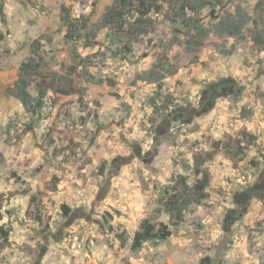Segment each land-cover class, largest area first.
<instances>
[{
  "label": "rangeland",
  "instance_id": "obj_1",
  "mask_svg": "<svg viewBox=\"0 0 264 264\" xmlns=\"http://www.w3.org/2000/svg\"><path fill=\"white\" fill-rule=\"evenodd\" d=\"M152 1L146 34L100 27L85 46L64 38V10L99 26L112 0H0V264H264V51L251 39L264 0ZM237 6L251 22L230 37L219 24ZM35 40L43 74L79 93L48 91L27 114L3 91ZM154 64L157 82L136 80ZM207 154L206 199L173 226L163 192L194 183ZM144 221L171 235L133 251Z\"/></svg>",
  "mask_w": 264,
  "mask_h": 264
},
{
  "label": "trees",
  "instance_id": "obj_2",
  "mask_svg": "<svg viewBox=\"0 0 264 264\" xmlns=\"http://www.w3.org/2000/svg\"><path fill=\"white\" fill-rule=\"evenodd\" d=\"M158 9L159 7L152 0H112V4L103 13L99 26H92L84 17L72 18L64 10L61 16V23L66 28L64 38L69 43L74 44L83 41L84 45L88 46L91 45L96 33L102 27L109 29L114 34H123L131 40L136 35L147 33V28L152 24L148 15L152 10L158 11ZM130 18L133 20L128 22ZM190 22H192L191 24L195 29L197 40L201 43L205 38V30L199 25L198 20L191 19ZM249 22H251L250 16L241 6H237L233 14L228 12L222 14L219 27L228 36L239 37L242 29ZM252 23L254 25L251 36L252 43L259 51H264V33L258 30L255 21H252ZM31 47L32 54L21 62L17 79L3 91L4 96L17 100L27 114H35L42 109L48 91H51L55 96L62 97L79 93L70 78L61 76L56 79L52 72L48 75L43 74L39 56V41H33ZM159 76L158 65L154 64L149 70L137 74L136 80L155 83L158 81ZM32 85L35 87V96L29 92ZM158 88H160V85H158ZM250 138L254 139L253 136H250ZM210 156V154H207L205 157L196 156L194 158V174L196 175L194 183H187L186 178L179 175L164 190L160 206L173 226L182 221L184 213L190 206H199L206 199V189L209 186L211 176L204 169V164L210 160ZM2 235L7 238L9 233L7 231ZM170 235L171 232L168 226L162 223L156 224L144 221L133 235L131 250L137 251L144 243L149 241L166 240Z\"/></svg>",
  "mask_w": 264,
  "mask_h": 264
}]
</instances>
